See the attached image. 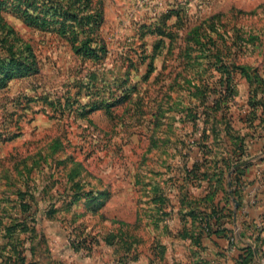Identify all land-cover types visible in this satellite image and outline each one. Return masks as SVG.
<instances>
[{"label":"rangeland","instance_id":"rangeland-1","mask_svg":"<svg viewBox=\"0 0 264 264\" xmlns=\"http://www.w3.org/2000/svg\"><path fill=\"white\" fill-rule=\"evenodd\" d=\"M16 4L6 0L2 16L19 51L33 48L38 71L0 90V264L6 227L20 221L35 227L36 253L27 256L39 264L71 257L73 240L91 236L116 237L112 248L94 246L102 262L130 239L157 256L170 240L165 225L177 227L164 211L194 202L190 190L205 183L191 181L186 166L197 156L205 95L212 102L222 92V65L238 93L220 106L244 128L257 89L242 71L264 78V0H92L97 27L65 35L58 23L29 25ZM196 26L200 40L189 36Z\"/></svg>","mask_w":264,"mask_h":264},{"label":"trees","instance_id":"trees-1","mask_svg":"<svg viewBox=\"0 0 264 264\" xmlns=\"http://www.w3.org/2000/svg\"><path fill=\"white\" fill-rule=\"evenodd\" d=\"M13 1L17 2L16 7L18 9H22L24 17H26L25 20L29 25L48 29L52 28L53 23H58L60 24L58 32L64 35L68 32V27L76 25L82 30V33H85L86 26L94 24L97 27L99 24V19H97L99 15L91 13L93 10L92 0ZM5 2L6 0H0V90L6 87L8 81L14 77L28 76L38 71L36 55L31 45L26 43L24 51H19L21 47H16V43L21 39L15 29L8 25L2 16L1 7ZM86 12L89 13L86 14ZM57 17L60 18L59 21H56ZM213 20L214 17L207 19L209 23ZM201 29V26L194 27L189 36L194 34L200 40L199 30ZM91 41L93 40L89 36L82 43L87 46L91 44ZM86 46H81L77 50L84 51L82 47L86 48ZM205 49L204 46L200 47L202 54H207ZM221 69L224 70V77L221 80L222 92L216 91V97L212 102L208 99V95L212 93H206L205 95L207 100L204 104L205 122L200 129L201 137H199V140H195L197 156L193 165L186 166V175L191 177V181L205 182L201 185H204L205 194L201 197L196 196L194 202L190 204L182 200L181 209L188 207L190 210L186 213L181 212L184 217L189 215L194 218V222L196 219L200 220L204 224L201 226L203 233H215L221 236H228L231 239L233 232L227 234L226 229H214L210 221L213 218L221 221L225 217H228L231 222L238 221V210L243 206L245 198L242 189V177L253 164L248 142L253 138L264 139V78H260L259 75L254 76L245 71L246 69L242 71L246 75L250 86L256 87L257 90L251 92L253 95H251L247 103L248 112L240 118V123L244 128L239 130L234 126L233 115L228 107L220 106L224 100L226 102L234 100L238 93L237 84L233 76L234 72L226 65H222ZM197 96H202V93L197 94ZM219 111L223 112L219 113ZM196 116L193 119L198 121ZM195 149L191 150L195 152ZM183 175H185L184 170ZM98 194L99 196L106 195L105 193ZM185 196L190 197L191 195L187 193ZM93 197H98L97 193H93ZM237 203L238 206H236ZM101 206L102 204L98 208ZM26 213L30 216L32 215L30 211ZM54 214L55 211H51L49 216H54ZM6 231L9 236L6 238V243L1 247L2 250H5L3 255L5 264H39L37 259L31 261L27 256L28 251H31L33 256L36 253L33 246L34 243H32L35 236L33 234L35 227L33 229L31 227L28 228L27 222L20 221L15 225L6 227ZM16 233L17 235H15ZM23 233L27 234V236H22ZM180 235L186 237L192 234L187 228H182ZM115 238L114 235L106 236L104 241L110 246H115L118 244ZM132 240L130 239V242ZM134 240L136 242V239ZM27 242H30L31 246L29 248H26ZM130 242L126 243L127 246L124 245L127 247L126 251L128 254L131 253L133 248V244L131 245ZM263 242L264 238L261 237L258 231L253 242L243 248V254L241 255L242 264L253 263L257 257L261 256L262 251L259 246ZM98 243L97 237H85L73 240V248L76 251L83 249L90 253ZM127 253L126 257L128 256ZM135 258L136 256L133 255V259Z\"/></svg>","mask_w":264,"mask_h":264},{"label":"crops","instance_id":"crops-1","mask_svg":"<svg viewBox=\"0 0 264 264\" xmlns=\"http://www.w3.org/2000/svg\"><path fill=\"white\" fill-rule=\"evenodd\" d=\"M248 143L253 164L242 177V189L245 198L243 206L238 210V221L231 222L228 217L222 218L221 221L216 218L210 221L214 229H226L227 234L233 232L231 239L228 236L215 233H203L201 226L204 224L198 219L194 222V218L189 215L184 217L181 211L186 213L190 209L188 207L181 209L182 206L177 200L173 201L175 206L164 211L168 212L166 213L167 216L177 221V227L175 226V230H172L170 226L165 225L166 235L170 240L161 242L159 245L161 251L156 253L157 256L153 252L147 253L148 255L143 254L141 250H136V248H132L130 254L127 251L119 252L115 249L114 256L118 259H115L114 256L112 258L110 254L111 259L108 258L102 262V258L96 255L94 248L90 253L86 252L91 256L83 255L85 252L83 249L76 251L73 248L71 257L59 260V257L54 256V261L56 260L58 264H158V261L159 264H242L243 248L253 242L258 231L264 238V139L253 138ZM204 191V185L201 188L190 190L195 196H203ZM182 228H187L192 235L181 236L180 230ZM98 240L100 246L112 248L104 241V238ZM259 247L262 251L261 256L257 257L255 262L248 264H264V242ZM133 255L136 256L135 259H133Z\"/></svg>","mask_w":264,"mask_h":264},{"label":"water","instance_id":"water-1","mask_svg":"<svg viewBox=\"0 0 264 264\" xmlns=\"http://www.w3.org/2000/svg\"><path fill=\"white\" fill-rule=\"evenodd\" d=\"M236 206H238V203L236 204Z\"/></svg>","mask_w":264,"mask_h":264}]
</instances>
